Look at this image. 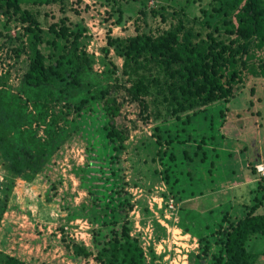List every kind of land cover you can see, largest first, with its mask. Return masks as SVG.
Instances as JSON below:
<instances>
[{"label": "rangeland", "instance_id": "rangeland-1", "mask_svg": "<svg viewBox=\"0 0 264 264\" xmlns=\"http://www.w3.org/2000/svg\"><path fill=\"white\" fill-rule=\"evenodd\" d=\"M144 2L146 16L140 13V1L24 3L38 13L47 63L61 58L83 74L88 85L78 87L77 95L61 85L48 86L51 94L40 96L25 83L29 59L24 24L0 9V116L5 136L20 151L44 153V168L27 177L13 172L0 148V264L11 258L24 264H79L69 248L72 241L91 246L97 241L102 224L95 215L76 216L63 209L65 202L50 195L54 190L42 176L48 169L53 178L59 177V189L74 208L90 205V195L79 181L86 143L77 134L81 129L76 104L96 100L97 87L108 88L122 104L120 122L130 138L119 165L132 204L129 231L144 249V264H217L204 254L201 236L211 229L201 220L212 223L216 214L218 219L228 214L234 220L246 214L240 205L252 202L259 184V196L264 195V177L256 170L264 162V79L250 81L227 114L222 104L194 115L191 122L183 123L186 113L167 120L166 104H158L153 96L142 100L127 93L124 59L109 45L110 37L159 34L175 22L171 16L163 20L159 13L152 14L153 8L184 10L188 26L198 29L219 4ZM229 16L216 15L214 23L224 29ZM60 21L70 28V35L52 32V25L60 27ZM255 212L264 214V202ZM246 248L254 264H264V233L251 238Z\"/></svg>", "mask_w": 264, "mask_h": 264}, {"label": "trees", "instance_id": "trees-1", "mask_svg": "<svg viewBox=\"0 0 264 264\" xmlns=\"http://www.w3.org/2000/svg\"><path fill=\"white\" fill-rule=\"evenodd\" d=\"M51 1L0 0V9L9 18L20 19L24 24L29 59L25 83L38 95L46 91L51 94L48 86L61 85L72 88L73 95H77L78 87L88 85L83 74L61 58L55 63H47L41 48L43 28L38 13L24 7V3L46 4ZM119 1H140V13L148 14L144 0ZM195 2L219 4L213 8L215 15L200 21L198 29L188 26L184 10L169 11L163 6L161 10H151L154 15L159 13L163 20L171 16L175 21L163 32L145 31L109 38V45L124 59V73L130 82L127 93L142 100L153 96L158 104H166L167 120L180 119L186 113L183 123L191 122L194 115L207 109L220 108L222 104H225L223 113L227 114L232 101L250 81L264 79V0ZM203 12L208 14L205 9ZM224 12L231 16L224 20L226 28L222 29L214 23V18ZM61 23L60 27L52 25V32L62 37L70 35V28L64 25V21L59 25ZM209 26L214 29L210 30ZM74 36L77 39L78 35ZM95 91L98 101L81 100L76 104L81 129L77 134L86 143V161L79 173V181L80 188L90 195V205L74 208V203L68 202L59 189V177L53 178L48 169L42 172L43 180L54 190L50 195L61 203L65 202L61 206L63 209L73 211L76 216L94 214L102 224L92 246L77 241L69 245L79 264H144V249L129 231L128 214L132 204L126 190L128 181L119 165L130 138L127 128L120 122L122 104L108 88L97 87ZM227 119L225 115L223 121ZM5 127L0 116V148L10 161L13 172L27 177L39 173L44 168V153L23 148L20 151L12 140L6 138ZM262 188L259 184L258 191ZM258 191L252 202L239 204L245 215L232 220L228 214L220 219L216 214L209 224L201 220L211 229L205 237L201 236L204 254L215 263L254 264L246 245L251 238L264 233V214L255 212L264 202V195L259 196ZM212 247L214 250L211 251ZM6 264L24 263L11 258Z\"/></svg>", "mask_w": 264, "mask_h": 264}, {"label": "built area", "instance_id": "built-area-1", "mask_svg": "<svg viewBox=\"0 0 264 264\" xmlns=\"http://www.w3.org/2000/svg\"><path fill=\"white\" fill-rule=\"evenodd\" d=\"M257 173L261 176L264 177V162H262L261 164L257 165Z\"/></svg>", "mask_w": 264, "mask_h": 264}]
</instances>
